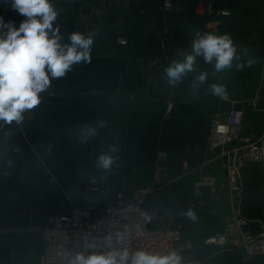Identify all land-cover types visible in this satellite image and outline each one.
Listing matches in <instances>:
<instances>
[{"label":"crops","instance_id":"0c3cea01","mask_svg":"<svg viewBox=\"0 0 264 264\" xmlns=\"http://www.w3.org/2000/svg\"><path fill=\"white\" fill-rule=\"evenodd\" d=\"M162 1L50 0L58 12L54 27L59 26L62 43H69L73 32L94 35L91 62L72 65L63 77H50L40 104L26 110L20 124L0 120V264L38 262L44 253L40 229L59 213L88 207L93 181L99 188L93 200L99 214L119 195L157 188L146 202L151 228L183 225L176 207L180 195L194 198L187 210L197 219L216 208L220 218L212 225L226 226L233 204L220 186L226 182L224 162L209 150L208 141L213 123L233 108L245 111V134L257 136L264 128V0H170L174 11L167 51L161 49ZM199 3L229 16L196 14ZM4 10L17 27L25 19L11 9L10 0ZM207 22L216 23L215 28L206 30ZM197 30L229 34L238 62L254 63L238 70L234 62L232 69L215 73L198 57L194 72L176 86L168 85L165 67L182 58ZM202 71L208 79L193 90ZM212 83L224 84L235 103L210 95ZM89 127L96 134L85 139ZM160 153L169 156L168 164L157 162ZM101 154L117 158L108 171L97 167ZM205 164L204 174L219 183L195 197L191 185L203 173L195 170ZM243 179V213L251 220L244 230L256 236L264 224V168L250 163ZM186 219L192 226L211 225L205 217ZM227 254L234 264H264L259 258L244 263L242 252ZM178 255L184 261L195 259Z\"/></svg>","mask_w":264,"mask_h":264},{"label":"built area","instance_id":"2783aa9c","mask_svg":"<svg viewBox=\"0 0 264 264\" xmlns=\"http://www.w3.org/2000/svg\"><path fill=\"white\" fill-rule=\"evenodd\" d=\"M6 0H0V16L7 23L10 21L4 10ZM161 22L163 26V40L161 49H167L169 36V16L174 11L170 0H163L160 5ZM196 14L209 16H229L228 12L214 11L210 4L199 3L195 8ZM216 23L207 22L206 30H213ZM167 51V50H166ZM225 102L234 104L229 94L222 96ZM246 114L244 110L233 108L222 119L213 123V130L209 140L212 151L219 152L220 159L227 168L226 182L233 198V212L228 219L224 231L205 241L206 246L226 248L234 242L249 257L262 258L264 261V224L260 233L253 236L244 229L251 220L243 213L244 179L243 169L250 163H258L264 168V128L257 135L245 136ZM159 164H167L169 156L166 153L157 155ZM213 180L207 175L200 176L193 183L195 197H200L204 188L213 187ZM91 182L88 190V207H74L67 213H59L40 229L44 240V253L38 262L33 264H70L72 258L80 252L108 251L104 244V237H113L115 248L127 249L130 255L138 250L151 254L168 255L174 251V243L180 240V234L172 229H153L149 224L146 202L152 190L149 188L136 189L132 195L119 197L110 202L102 214L93 202L99 193V188ZM119 233V238H117ZM86 243H95L94 249L85 247ZM188 248L192 244L188 242ZM181 264H198L194 261Z\"/></svg>","mask_w":264,"mask_h":264},{"label":"clouds","instance_id":"9594fccd","mask_svg":"<svg viewBox=\"0 0 264 264\" xmlns=\"http://www.w3.org/2000/svg\"><path fill=\"white\" fill-rule=\"evenodd\" d=\"M10 7L25 19L17 27L14 22L6 23L0 16V120L7 124L13 121L20 124L23 113L40 104L39 94L50 86V77H63L72 65L91 62L94 35L73 32L68 37L69 43H62L60 28L58 25L54 27L58 12L50 0H10ZM198 57L212 65L215 73L232 69L234 62L238 70L251 67L254 63L251 59L246 64L238 62L237 46L229 34L201 33L197 30L182 58L174 59L165 67L168 85L176 86L194 72ZM207 79L208 73L200 72L193 81V90H198ZM208 91L214 97L226 95V87L221 83L210 84ZM95 134V128L89 127L84 136L86 139ZM116 151L115 147L111 149L113 153ZM116 159L111 154H101L97 167L108 171ZM184 215L193 221L197 219L191 209ZM103 244L108 251L77 253L70 264H181V258L175 251L160 255L138 250L130 255L126 248L113 246L111 235L104 237ZM85 247L94 249L97 245L86 243Z\"/></svg>","mask_w":264,"mask_h":264},{"label":"rangeland","instance_id":"374dc122","mask_svg":"<svg viewBox=\"0 0 264 264\" xmlns=\"http://www.w3.org/2000/svg\"><path fill=\"white\" fill-rule=\"evenodd\" d=\"M211 134H212V132H211ZM249 135L252 136V134H249ZM245 136H248V134H245ZM210 138H211V135L209 137V140H210ZM209 150L212 152V150L210 149V146H209ZM213 152H216V151H213ZM217 159L220 160V157L218 156ZM207 165H209V164H205L204 166L196 167L195 172L196 171L199 172V173L203 172V173H201V176L202 175H207L211 179H214L213 180L214 186L210 187V189H215L219 182H218L217 178L214 175L204 174V171H206V169H207V167H206ZM224 169H225V171L227 173V168H224ZM186 170H189V169H186ZM193 183H194V181H193ZM193 183H192V185H193ZM220 186L221 187L224 186L225 189L228 191V193H229V195L231 197L232 204H233V198H232V195L230 193V189L228 187L227 182L221 181ZM149 189H151L153 191L152 194H154L155 190L157 188H149ZM192 195H193V193H192ZM179 197H180L179 199H181V202L179 200L177 202V206L176 207L179 210H181V212H179V215L181 217H179L180 219H178V220L182 221L183 225L177 224L178 225L177 226L174 223L173 224L170 223V224H168V226H165L164 228H162V229H172V230H176V231L179 232L180 240L178 242H175L174 245H173L174 251L177 254L184 253V254H187V255H191L195 259H190V260H187V261H194V262H197L198 264H209V260L215 262L216 264H225V263L226 264H234L235 259H232V258L229 259L228 254H227L228 251L232 252V253H234L235 251L242 252V254L244 256L243 257L244 263H248L250 261V259H253L252 257H249L248 255H246V253L238 245H235L234 242L231 243L230 246H228L226 248H223V249L217 248V247H214V246H206L205 245V241L207 239H209V238L215 237L217 234L222 233L226 226L224 227V226H221V225L220 226H217V225L213 226L212 225L213 223L217 222V220L220 218L218 216L219 214L216 211V208H215V211L211 212V214H207L206 213L207 215L204 214L205 216H201L202 218H204V217L207 218L209 220L208 222H211V225H208V223H207V226H205V227L204 226H192V225H189L188 224L189 221H187L186 215H184V213H186L187 206L191 204V200L194 201V198L193 199L192 198L189 199L188 195L187 196L186 195H180ZM146 205H147V203H146ZM201 217H198L197 220L198 221L202 220ZM149 223H150V219H149ZM203 232H205V233H203ZM186 238L187 239L188 238H193V239L197 238L198 242L197 243H193L189 239L187 241H185ZM188 242H190L192 244L191 248L187 247L188 246ZM177 248H179L178 251H177ZM260 259L263 261L262 258H259V260ZM187 261L181 260V262H187ZM228 261L230 263H227ZM263 263H264V261H263Z\"/></svg>","mask_w":264,"mask_h":264}]
</instances>
